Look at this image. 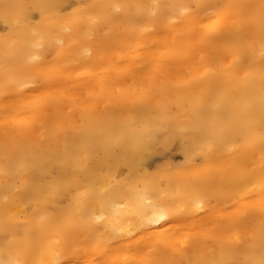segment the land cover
<instances>
[{
	"label": "bare ground",
	"instance_id": "6f19581e",
	"mask_svg": "<svg viewBox=\"0 0 264 264\" xmlns=\"http://www.w3.org/2000/svg\"><path fill=\"white\" fill-rule=\"evenodd\" d=\"M0 22V264H264V0H0Z\"/></svg>",
	"mask_w": 264,
	"mask_h": 264
},
{
	"label": "rangeland",
	"instance_id": "374dc122",
	"mask_svg": "<svg viewBox=\"0 0 264 264\" xmlns=\"http://www.w3.org/2000/svg\"><path fill=\"white\" fill-rule=\"evenodd\" d=\"M67 9H61L60 12L64 13ZM30 18L33 21L38 19V13L35 10L30 11ZM35 19V20H34ZM7 31V27L0 22V35ZM149 164L147 170L149 173H163L164 170H172L178 167L183 162V156L179 150L177 143L172 142L168 146L158 144L155 152L151 155L149 159ZM197 162L199 158H196ZM155 170V171H154Z\"/></svg>",
	"mask_w": 264,
	"mask_h": 264
}]
</instances>
